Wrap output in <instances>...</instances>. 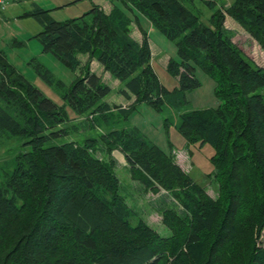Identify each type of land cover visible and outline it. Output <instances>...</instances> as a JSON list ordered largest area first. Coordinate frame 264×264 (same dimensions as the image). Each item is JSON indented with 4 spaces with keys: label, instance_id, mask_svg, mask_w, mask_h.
<instances>
[{
    "label": "trees",
    "instance_id": "1",
    "mask_svg": "<svg viewBox=\"0 0 264 264\" xmlns=\"http://www.w3.org/2000/svg\"><path fill=\"white\" fill-rule=\"evenodd\" d=\"M199 1L214 10L208 22L197 0H112L109 11L93 3L64 20L34 2L24 13L41 23L33 37L44 51L83 72L66 85L32 59L56 83L58 104L0 49V144L14 136L31 148L0 167V264H264V66L225 26L229 14L264 48V0ZM143 19L175 41L178 59L170 58L167 70L178 87L160 81ZM94 59L125 82L121 94L135 97L128 107L106 100L112 88L92 71ZM199 68L215 80L219 103L182 111L176 128L186 144L214 148L216 197L140 127L112 120L128 119L140 103L179 109L201 85ZM78 117L87 129L101 130L56 143L79 131L72 121ZM116 149L133 179L171 195L161 213L169 235L138 217L122 195Z\"/></svg>",
    "mask_w": 264,
    "mask_h": 264
},
{
    "label": "rangeland",
    "instance_id": "2",
    "mask_svg": "<svg viewBox=\"0 0 264 264\" xmlns=\"http://www.w3.org/2000/svg\"><path fill=\"white\" fill-rule=\"evenodd\" d=\"M67 6L63 4L68 3ZM102 5L111 4L112 0H96ZM231 0H217V4L225 2L229 4ZM34 2L46 9H50L52 16L57 20L80 16L87 12L94 3V0H22L10 1L6 8L0 10V49L3 50L8 60L17 67L37 88H39L47 97L53 99L58 104L62 103L60 91L56 83L48 82L32 66V59L38 58L53 74L56 79L69 85L77 75L83 72L82 67L71 69L67 67L55 54L46 52L40 41L33 37L42 30V25L32 16H24V13L33 9ZM196 10L201 15V19L208 22L213 13L206 3L197 0ZM142 25L148 31L149 42L152 50V64L159 76L160 81L167 88L173 89L179 86L177 77L171 75L167 70V63L170 58L178 59V50L175 41L167 38L159 29L150 25L146 19H143ZM225 26L231 34L232 40L243 50V52L253 59L257 64L264 66V48L252 37L233 17L226 15ZM139 32L138 27H133L134 36ZM86 60V56H81ZM93 61V60H92ZM97 62V61H96ZM101 65L96 63L91 69H94L112 90L106 97V100L112 105L128 107L135 99H126L121 94L120 89L125 87V82L114 78ZM103 67V66H102ZM93 71V70H92ZM197 78L201 85L187 92L188 102L179 109L165 106L163 110H156L147 103H140L137 110L128 118L122 119L118 115L112 117L116 127L138 126L143 133L161 148L171 152L177 163H179L190 175L200 184L206 186L208 192L216 197L218 194V185L214 176L213 164L210 157L214 154V148L205 144L203 147H197L186 144V140L179 133L176 124L180 120V113L185 110L217 106L219 100L214 92L216 82L202 69H197ZM264 92V88L261 89ZM78 124L79 131L59 138L56 143L76 139L78 135H91L97 130L87 129L83 117L72 120ZM168 123V125L166 124ZM69 124H72L71 122ZM108 128V127H107ZM79 133V134H78ZM78 134V135H77ZM78 139V138H77ZM25 140L18 137H6L0 144V167L5 162H9L18 153L27 151L30 148ZM113 156L117 163V173L121 182V193L125 196L128 203L141 217L162 235L167 236L171 230L162 222V209L169 206L173 199L169 193L162 190L160 193H153L146 189L145 185L132 178L129 164L120 150H114ZM1 172V169H0ZM1 177V176H0ZM261 242L264 245V230L262 232Z\"/></svg>",
    "mask_w": 264,
    "mask_h": 264
},
{
    "label": "crops",
    "instance_id": "3",
    "mask_svg": "<svg viewBox=\"0 0 264 264\" xmlns=\"http://www.w3.org/2000/svg\"><path fill=\"white\" fill-rule=\"evenodd\" d=\"M71 1H69L68 3H65V4H63L64 6H67V5H70L69 3H70ZM102 2V1H101ZM101 2H99V1H96V0H94V3H96V4H98V5H100L103 9H105L106 11H109L110 9H111V7H112V3L110 4H106V5H102V3ZM151 25V24H150ZM135 37L137 38V39H141L142 38V34H141V32H140V30H139V32H138V34L137 35H135ZM97 60L96 59H94L93 61H92V63H91V65L93 66L95 63L99 66V65H101L98 61L96 62ZM101 67V69L103 68L102 67V65L100 66ZM93 71H95L94 69H92Z\"/></svg>",
    "mask_w": 264,
    "mask_h": 264
},
{
    "label": "built area",
    "instance_id": "4",
    "mask_svg": "<svg viewBox=\"0 0 264 264\" xmlns=\"http://www.w3.org/2000/svg\"><path fill=\"white\" fill-rule=\"evenodd\" d=\"M12 1V2H16L19 0H0V10H3L6 8L7 4Z\"/></svg>",
    "mask_w": 264,
    "mask_h": 264
}]
</instances>
